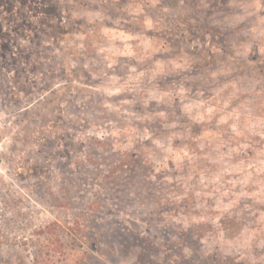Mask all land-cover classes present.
<instances>
[{
	"label": "rangeland",
	"instance_id": "rangeland-1",
	"mask_svg": "<svg viewBox=\"0 0 264 264\" xmlns=\"http://www.w3.org/2000/svg\"><path fill=\"white\" fill-rule=\"evenodd\" d=\"M0 264H264V0H0Z\"/></svg>",
	"mask_w": 264,
	"mask_h": 264
}]
</instances>
